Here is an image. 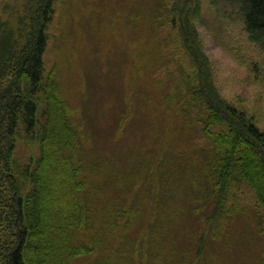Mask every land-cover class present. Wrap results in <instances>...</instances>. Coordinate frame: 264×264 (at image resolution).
<instances>
[{
	"label": "rangeland",
	"instance_id": "obj_1",
	"mask_svg": "<svg viewBox=\"0 0 264 264\" xmlns=\"http://www.w3.org/2000/svg\"><path fill=\"white\" fill-rule=\"evenodd\" d=\"M16 3L0 0L1 19L13 18L11 34L19 32ZM162 3L57 0L45 65L56 72L72 111L79 133L73 157L85 165L81 178L89 182L101 241L94 254L70 264H93L100 256L114 264H262L264 209L253 210L255 196L244 188L223 195L227 212L218 211L210 155L203 152L210 143L201 120L208 114L192 107L186 78L187 69L196 70L200 93L205 86V93L217 90L223 106L245 113L264 132V50L249 40L230 0H170L160 19L166 29L157 23ZM8 38L0 36V58L9 52ZM184 41L198 46L196 61ZM36 102L37 138L23 127L16 136L22 195L33 188L25 169H34L41 155L43 93Z\"/></svg>",
	"mask_w": 264,
	"mask_h": 264
},
{
	"label": "trees",
	"instance_id": "obj_2",
	"mask_svg": "<svg viewBox=\"0 0 264 264\" xmlns=\"http://www.w3.org/2000/svg\"><path fill=\"white\" fill-rule=\"evenodd\" d=\"M230 1L240 9L249 40L264 50V0ZM19 2L18 33L8 31L13 18L9 24L0 17V36L10 37L9 52L0 58L6 69L3 75L0 73V264H70L94 254L101 241L95 232L94 208L88 201L89 182L81 178L85 165L73 157L78 154L79 133L70 117L72 111L56 72H48L45 65L57 0ZM162 2L165 4L158 9L157 23L160 21L166 29L160 19L163 12L169 13L164 8L170 0ZM172 11L178 14L176 7ZM170 17L175 26L176 17ZM185 43L184 49L192 52L196 61L198 46ZM196 78L197 71L187 69L192 107L201 106L208 114L201 120L202 132L210 143L203 152L210 155L211 195L216 197L220 190L222 196L214 197L218 211L227 212L223 195L247 188L255 196L253 210L258 212L264 209V132L245 113L223 106L217 90L205 93V86L200 93L194 86ZM41 93L46 99V121L39 136L41 155L34 169H25L33 188L22 195L14 174L16 136L23 127L28 138H37L36 98ZM216 127L218 130H214ZM110 259L100 256L93 264H114Z\"/></svg>",
	"mask_w": 264,
	"mask_h": 264
}]
</instances>
